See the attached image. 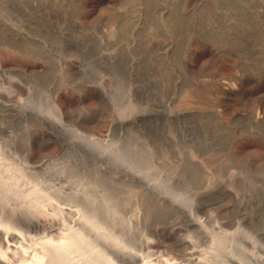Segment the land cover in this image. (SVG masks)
Masks as SVG:
<instances>
[{"label":"rangeland","instance_id":"374dc122","mask_svg":"<svg viewBox=\"0 0 264 264\" xmlns=\"http://www.w3.org/2000/svg\"><path fill=\"white\" fill-rule=\"evenodd\" d=\"M1 30V162L37 154L63 206L117 203L137 264H264V0H0Z\"/></svg>","mask_w":264,"mask_h":264},{"label":"bare ground","instance_id":"6f19581e","mask_svg":"<svg viewBox=\"0 0 264 264\" xmlns=\"http://www.w3.org/2000/svg\"><path fill=\"white\" fill-rule=\"evenodd\" d=\"M2 33L1 30L0 35ZM12 45L17 49L18 46ZM40 52L38 49L31 50L34 54ZM192 93L191 90L183 93L174 108L193 107L192 100L199 96L196 92L197 95ZM168 110L169 105L164 106V114ZM165 121L167 124L168 119ZM56 124L58 127L65 126L62 120ZM26 154L28 165L24 166L16 162L4 164L5 160L1 162L0 158V264H137L143 258L153 262L150 243L147 244L148 251L143 253L144 257L133 251L135 246L128 240V233L120 229L117 203H111L107 211L94 206L88 209L63 206V203L55 201L53 178L50 181L51 176H46L49 172L43 174V159L37 154L29 155V151ZM96 173L92 174L93 181L81 180L95 183L94 186L102 188L108 199L114 198V187L109 178ZM88 174L83 173L84 176ZM131 175L138 176L136 173ZM172 202L180 208L176 200ZM56 225L60 227L54 234L50 233L49 229ZM157 231V228L150 229L152 235ZM225 238L214 236L212 240H215L216 246H221ZM183 243L192 244L185 237L182 238ZM199 254V250L193 248L182 255L180 261L171 259L165 264H202L205 257L201 258ZM206 263L241 264L212 259Z\"/></svg>","mask_w":264,"mask_h":264}]
</instances>
